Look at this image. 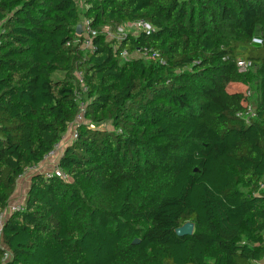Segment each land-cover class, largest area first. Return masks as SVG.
<instances>
[{
    "label": "trees",
    "instance_id": "1",
    "mask_svg": "<svg viewBox=\"0 0 264 264\" xmlns=\"http://www.w3.org/2000/svg\"><path fill=\"white\" fill-rule=\"evenodd\" d=\"M81 102L0 264H264V0H0V216Z\"/></svg>",
    "mask_w": 264,
    "mask_h": 264
},
{
    "label": "built area",
    "instance_id": "2",
    "mask_svg": "<svg viewBox=\"0 0 264 264\" xmlns=\"http://www.w3.org/2000/svg\"><path fill=\"white\" fill-rule=\"evenodd\" d=\"M128 26H130L136 30H144L145 32H149V30L151 29V27L143 21H136L133 23H128ZM84 37L86 38V40L84 42L85 46H86L89 44V40L87 39V37H88L87 30H86V33L84 34ZM121 56L123 57V59H127L129 57L125 51H123L121 53ZM236 67H237L239 72H244V71H247V69H249L251 67V62L249 60H238L236 62ZM246 94H249V93L246 92ZM80 105H81V110H80L81 112L77 116V120H76L79 122L81 119V114H82V110H83L82 107L84 106V104L81 102ZM247 112H249L248 115L253 116V110H252V107L250 105L247 106ZM247 112H246V114H247ZM62 149H63V145L60 146V143L55 144L53 149L44 157V160L41 163H39L38 165H31L29 168L26 169L24 177L25 176L29 177V175L32 173H44L45 176H49L50 173L54 172V169L49 170V169L43 168V165L46 161H48L50 159V161L53 162L52 164L55 166V163L58 160V156L61 153ZM262 186H264V184H262ZM22 206H23L22 201L15 203V204L10 203L9 210H10V212H12L14 210H19L22 208ZM2 219H3V217L0 216V224H1ZM263 237H264V233H263Z\"/></svg>",
    "mask_w": 264,
    "mask_h": 264
},
{
    "label": "rangeland",
    "instance_id": "3",
    "mask_svg": "<svg viewBox=\"0 0 264 264\" xmlns=\"http://www.w3.org/2000/svg\"><path fill=\"white\" fill-rule=\"evenodd\" d=\"M76 1L78 2L79 6L82 5L83 0H76ZM81 24H84V22L82 21ZM123 30H124V32L128 31V32H131V33H134V32L137 31L136 29L131 28L130 26H128V24L124 25ZM132 56L134 58H138V57H141V54L138 51H134L132 53ZM228 89H230V90L244 91L246 89V87L243 86V85L235 84L233 87H232V85H230ZM247 91L248 90H246V92ZM76 123H79V121H76L75 123H73L72 125H70V127L68 128V130L62 135L61 142H60V146L63 145V147H64V145H66L67 143H70L74 139V137H75V125H76ZM49 161H50V159L44 163L43 168L52 170V169H54V165L52 164L53 162H51V161L49 162ZM26 183H27V176H25V178L21 182H19L18 185H19V187L23 188L22 190H24L25 189V186H26ZM22 199H23V193H22V191H19V195H16L13 199H11L9 201V205H10V203L11 204L12 203L15 204V203L21 202ZM9 205H8L7 210L5 211V213L2 215L3 219H5L6 217H8L9 214L11 213L10 210H9ZM255 264H262V262L261 261L260 262H256Z\"/></svg>",
    "mask_w": 264,
    "mask_h": 264
},
{
    "label": "water",
    "instance_id": "4",
    "mask_svg": "<svg viewBox=\"0 0 264 264\" xmlns=\"http://www.w3.org/2000/svg\"><path fill=\"white\" fill-rule=\"evenodd\" d=\"M77 33L80 32V25H77ZM193 232V223L187 221L183 223L181 226L177 227L174 229V233L178 236H183V235H189L192 234ZM137 240L135 239L134 242Z\"/></svg>",
    "mask_w": 264,
    "mask_h": 264
},
{
    "label": "crops",
    "instance_id": "5",
    "mask_svg": "<svg viewBox=\"0 0 264 264\" xmlns=\"http://www.w3.org/2000/svg\"><path fill=\"white\" fill-rule=\"evenodd\" d=\"M232 87H233V85H232ZM24 178H25V177H21V178L19 179L18 183L21 182ZM28 185H29V177H27V183H26V186H25V189H24V190H22L23 188L19 187V185L17 184L16 192H15L14 197H15L16 195H19V191H22V193H23V197H24V194H25V192H26V190H27V188H28ZM23 186H24V185H23ZM14 197H13V198H14Z\"/></svg>",
    "mask_w": 264,
    "mask_h": 264
}]
</instances>
